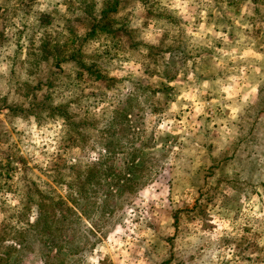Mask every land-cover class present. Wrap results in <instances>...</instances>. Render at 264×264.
Here are the masks:
<instances>
[{"label": "rangeland", "instance_id": "1", "mask_svg": "<svg viewBox=\"0 0 264 264\" xmlns=\"http://www.w3.org/2000/svg\"><path fill=\"white\" fill-rule=\"evenodd\" d=\"M0 264H264V0H0Z\"/></svg>", "mask_w": 264, "mask_h": 264}, {"label": "trees", "instance_id": "2", "mask_svg": "<svg viewBox=\"0 0 264 264\" xmlns=\"http://www.w3.org/2000/svg\"><path fill=\"white\" fill-rule=\"evenodd\" d=\"M84 10H86L84 8ZM93 11V9H92ZM112 19L109 18V16L105 15V13H103V16L100 17L99 19L96 18H90V27L91 29L88 31V33L86 34L87 36H89V39L93 38V36L95 35L96 31H105L106 34H111V29H107V27L109 28L110 25L112 24ZM98 29V30H97ZM71 32V31H70ZM73 42L76 41H80L82 42L83 40H80V38L76 35L73 34ZM84 38V37H83ZM86 38V36H85ZM50 44L53 45L51 40H47V37L45 36L40 43V59L41 60H47L50 63H54L58 65L61 58H63V60L68 59V60H72L73 58H75V54L79 53V49L74 50L72 53L69 52V55L66 56V51H64L61 48H57L56 46H54L52 49L50 47ZM86 70L88 71V73L91 74L92 71V67H85ZM97 77L99 78V76L97 75Z\"/></svg>", "mask_w": 264, "mask_h": 264}]
</instances>
